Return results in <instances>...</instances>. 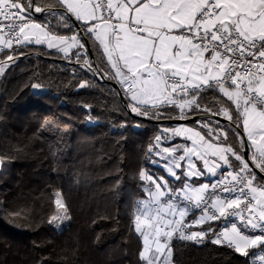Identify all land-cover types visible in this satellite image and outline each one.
<instances>
[{"label": "trees", "instance_id": "16d2710c", "mask_svg": "<svg viewBox=\"0 0 264 264\" xmlns=\"http://www.w3.org/2000/svg\"><path fill=\"white\" fill-rule=\"evenodd\" d=\"M36 4L44 10L35 17L53 32L75 33L59 0ZM90 43L94 61L89 52L81 58L90 70L53 49L15 44L0 74V264H147L136 216L150 179L168 187L187 182L183 172L168 176L156 157L155 146L183 141L170 131L179 123L156 121L177 117L175 110L132 104L101 48ZM7 56L1 53L0 59ZM99 72L117 81L131 108L147 111V118L131 114ZM189 102L195 97L169 103L181 106L184 117L205 112L207 105L212 113L225 106L209 95L199 112H189L184 107ZM185 124L197 126V121ZM231 162L248 173L233 157ZM221 224L210 220L197 227L206 232L202 242L173 237V264H253L255 247L246 257L209 242Z\"/></svg>", "mask_w": 264, "mask_h": 264}, {"label": "snow or ice", "instance_id": "6c2138e0", "mask_svg": "<svg viewBox=\"0 0 264 264\" xmlns=\"http://www.w3.org/2000/svg\"><path fill=\"white\" fill-rule=\"evenodd\" d=\"M63 4L66 18L73 22L68 27L75 29L76 36L84 45L80 48L71 40H64L58 46L64 56L68 57L75 49L73 58L79 64L90 50L89 41H98L97 48L102 46L111 68L116 69V63L124 61L121 46L126 41L121 25L142 40L150 38L153 47L147 61L141 60L137 53L135 58L140 61L137 69L125 65L123 75L120 69L113 74L121 78L125 92L132 93L128 96L130 101L136 103L135 97L140 89H144L148 96L170 91L179 93L181 97L194 96L195 103L189 102L184 107L189 112L193 109L199 112L209 95L217 97L225 106L213 111L212 115L222 116L230 122L223 127L235 142L233 158L239 167L247 168L249 184L264 188V0H71L70 6L69 0H63ZM8 11L12 13L11 17ZM8 11L0 8V27H5L7 22L6 27L13 28V20L19 18L27 22L29 13H38L41 9L36 0H9ZM88 16L92 19H87ZM113 18L116 23H111ZM106 24L112 25L111 31H102ZM169 36L178 38L170 42L171 55L157 60V48L161 46L162 39ZM113 40L117 41L116 51L109 56V45ZM162 52H167V48ZM84 62L90 70L89 62ZM153 68L157 69L155 75ZM125 76L129 78L127 82ZM137 76L142 81L138 85L134 83ZM147 81L152 83L146 85L144 82ZM86 86L87 83L79 85L81 88ZM223 97L227 98L226 101ZM147 107L151 109L154 106L149 103ZM161 107L174 109L176 116L183 120L181 106L176 103L165 102ZM210 109L211 105H207L204 110L207 113ZM130 111L147 118V111L133 108ZM152 116L158 118L159 113L154 111ZM195 121L199 125L198 120ZM208 123L211 124V120ZM215 126L222 129L219 122ZM221 132L227 143V132ZM156 139L161 141L160 137ZM155 147L158 160L160 148ZM241 160L245 163L240 164ZM248 199L254 202V198ZM229 207L235 208L233 215L239 217V226L218 232L209 242L225 245L247 257L249 245H264V217H260L255 209L248 208L249 219L245 222L239 202ZM220 211L228 213L227 208ZM256 230H259L258 234ZM196 235L204 239L206 233L187 238L194 239ZM257 258L264 264V255Z\"/></svg>", "mask_w": 264, "mask_h": 264}, {"label": "crops", "instance_id": "0c3cea01", "mask_svg": "<svg viewBox=\"0 0 264 264\" xmlns=\"http://www.w3.org/2000/svg\"><path fill=\"white\" fill-rule=\"evenodd\" d=\"M59 1L63 4V0ZM70 4L71 0H69V6ZM38 7L41 9L40 12L29 13V16H33L34 18L26 23L22 28L21 38L18 43H12L5 37L2 32H0V55L1 53H8L7 58L0 59V63L4 62L7 59H9L10 62L11 58H13L12 49L15 44H32L44 46L46 48L60 52L63 56L64 54L59 50L58 46L62 45L64 40H71V43L77 44L78 47H84L83 43L76 36V33H55L47 25L38 20L35 17V14H41L44 10L42 9V7ZM87 19H92V16H88ZM151 22L154 21H149V23ZM147 26L148 25L146 23L145 27ZM121 27L125 32L126 41V43L121 46V55L123 56L124 61L123 63L117 62L116 69H120L121 75H123L122 69L125 65L133 68L134 70L138 68L140 61L135 58L137 53H139L141 60L147 61L148 55L152 53L153 46L152 40L150 38L147 40H142L140 36L133 35L123 25H121ZM102 31H111L110 24H106ZM173 40H178V38L169 36L162 39L161 46L157 48V60L166 59L171 55V48L169 45ZM94 42L97 45L99 44L98 41ZM130 44L135 46L130 47ZM116 45L117 41L115 40H113L109 45V56L115 53ZM64 46L67 47V45ZM100 48L103 52L102 46H100ZM163 48H167V52H162ZM75 51L76 50L73 49L72 52L69 53L68 57H64L67 59L73 58ZM104 55L107 60V54L104 53ZM207 55L208 54H206V57ZM108 64L111 68L109 62ZM5 66L6 65L3 66V69ZM116 69L111 68L113 74ZM156 71V68L152 69L153 75H155ZM115 78L119 81L121 79L119 77ZM128 79L129 78L125 76L126 82L128 81ZM156 79L159 80V77H157ZM141 82L142 81L140 77L137 76L134 83L138 85ZM144 83L147 85L152 83V81H147ZM131 95L132 93L128 92V96ZM141 96H143L144 98H142ZM175 99L176 98L172 99V95L170 94V92L148 96L147 94H145L144 89H140V91L136 94V103L134 105L140 106L148 105L149 103H151L153 106H155L163 104L165 102L174 101ZM176 101L186 102L188 101V97H183L182 99H178ZM198 122L199 125L197 126L179 123L172 131L174 135L183 139V141L180 142L185 145V150L183 152L179 150L178 153H182V163L185 164V162L187 161V163L185 164V168H188V170H190L189 172L193 174V176L184 174L186 171V169H184L183 174L187 177V182L185 184L190 183L192 185L191 192L192 196L194 197H196L205 186L209 185L214 178L220 175H224L230 170L236 169L234 168V164L231 162V158L234 155V147L228 142H225V138L223 136V133L221 132V130L226 132V129L222 125V129L216 127L215 125L218 122L217 120L211 122V124H209L208 121L198 120ZM200 127L206 129L207 133L201 131ZM165 160V156L161 155L159 157V162L162 166L163 164H165ZM241 162L242 164L245 163L243 160H241ZM181 167L177 169L176 173H174V176L173 173L168 171L167 167L164 168L168 176L178 178L181 174L180 170L184 168ZM191 177H196V180H192ZM161 181L166 182V179H163ZM250 188L255 199L254 209L259 215H261V217H264V188H262L258 184H251ZM206 221H210V219L205 214L196 212L192 208L179 203L167 205L160 200L158 194L153 195L152 192L149 191L147 197L142 201L136 216L137 229L142 235L145 246L144 257L146 258L147 264H161L158 261L160 260L161 256L164 253H167L171 248L170 244L172 238L176 235L182 234L180 232L181 223H191L193 226L192 230L199 231L200 229H198L197 227H199ZM231 229L233 228H228L227 230ZM257 246H255V248H257ZM251 247L253 246L249 245L248 249Z\"/></svg>", "mask_w": 264, "mask_h": 264}, {"label": "built area", "instance_id": "2783aa9c", "mask_svg": "<svg viewBox=\"0 0 264 264\" xmlns=\"http://www.w3.org/2000/svg\"><path fill=\"white\" fill-rule=\"evenodd\" d=\"M8 7L9 0H2V3H0V8L8 11ZM8 15L9 17H11L12 13L8 11ZM33 18V16H29L27 22H24L22 18L14 19L13 24L15 25V27L13 28L6 27L7 22H5V27H0V32H2L5 37L12 43H18L21 38L22 28ZM111 23H116L115 18H113ZM110 26L112 27L111 24ZM8 63L9 61L0 63V74L1 67L3 65H7ZM82 65L85 68L87 67L85 63H82ZM170 94L172 95V97L174 95L176 100L182 98L179 93L173 94L172 92H170ZM248 179L249 174L244 170L233 169L224 175H220L214 178L209 185L205 186L203 190L196 197H194L192 196V185L190 183L177 187H168L161 185L154 178H151L149 191L152 192L153 195L158 194L160 200L167 205L173 203L183 204L187 207L192 208L196 212L205 214L212 221H222V224L216 232L217 235L218 232L225 231L228 228H235L237 225L239 226V217L233 215L236 210L234 207L230 208V205H236L239 202L241 206V213L244 214L245 222H247V220L249 219L246 210L248 208L254 209L255 199L254 202H249L248 198L254 197L250 188L251 184L247 182ZM221 208H227L228 213H222L220 211ZM259 216L261 217V215ZM191 226V223H181L180 232L187 237L201 232L206 233L204 230H192ZM256 233L258 234L259 230H256ZM206 237L207 235L204 236V239H200L199 235H196L195 238L191 240L194 242H202L206 240ZM254 253L256 255H252V263L262 264V262L257 257L260 255H264V245H258Z\"/></svg>", "mask_w": 264, "mask_h": 264}, {"label": "rangeland", "instance_id": "374dc122", "mask_svg": "<svg viewBox=\"0 0 264 264\" xmlns=\"http://www.w3.org/2000/svg\"><path fill=\"white\" fill-rule=\"evenodd\" d=\"M9 59L5 60L4 62H8ZM4 66V65H3ZM3 66L1 67V73L3 71ZM142 98H144L143 96H141ZM183 98V97H182ZM180 98V99H182ZM170 131H173V129H170ZM185 150V145L181 142L178 143H174L171 144L169 146H165L160 148V156L163 155L165 156L167 163L163 164L164 167L168 168V171L173 173H176L177 169L180 168L181 166L184 167L180 170V172L184 173V169H186L185 173L188 176H193V174L191 172H189L190 170H188V168H185V164L187 163V161L184 163H182V158L183 156L181 152L178 153L179 150ZM177 165H180V167H177ZM189 167V165H188ZM153 257V256H151ZM150 257V259H151ZM161 264H173L172 262V255H171V248L169 249V251L167 253H164L160 260L158 261Z\"/></svg>", "mask_w": 264, "mask_h": 264}, {"label": "water", "instance_id": "95a60500", "mask_svg": "<svg viewBox=\"0 0 264 264\" xmlns=\"http://www.w3.org/2000/svg\"><path fill=\"white\" fill-rule=\"evenodd\" d=\"M89 45H90V50L88 52H89L91 59L94 61V53H93V49L91 47L90 41H89ZM97 75H98V78L100 80H105V81L111 83L116 88V90L120 96L121 101L123 102V104L125 105L127 110L131 113V111H130L131 106L129 105L128 99H127L126 95H124V92H123L121 86L119 85V83L113 79L105 78L103 73H101V72L97 73ZM133 115H135V114H133ZM205 116L207 118L215 119V120L220 121V122L225 123V124L230 123L229 121H226L222 116L212 115V112L196 113L194 115H191L190 117H184L183 120H180L178 117H175V118H160V119H156V121H158V122H169V123H185V122H190L193 120L204 118ZM245 136H246V134H245Z\"/></svg>", "mask_w": 264, "mask_h": 264}]
</instances>
